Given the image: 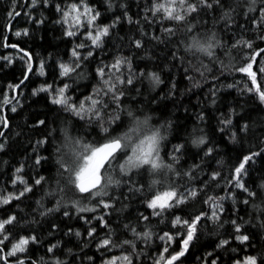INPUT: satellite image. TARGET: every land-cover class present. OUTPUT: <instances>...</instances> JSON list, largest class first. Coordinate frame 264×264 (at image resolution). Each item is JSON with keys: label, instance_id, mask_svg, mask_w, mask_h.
Wrapping results in <instances>:
<instances>
[{"label": "trees", "instance_id": "1", "mask_svg": "<svg viewBox=\"0 0 264 264\" xmlns=\"http://www.w3.org/2000/svg\"><path fill=\"white\" fill-rule=\"evenodd\" d=\"M73 4L88 6L93 16L99 13L87 28L95 36L108 27L101 47L66 22L64 13ZM160 4L183 18H169L157 10ZM70 30L75 34L67 35ZM194 38L205 48L211 45L212 55L193 48ZM24 52L33 67L14 92L30 67ZM62 64L75 70L62 76ZM249 64L254 77L240 71ZM262 69L264 0H184L183 5L180 0L171 5L169 0H37L35 5L0 0V193L20 190L22 185L14 183L18 177L31 189L0 203V222L15 218L0 232V264H168L187 236V226L173 225L177 216L201 219L184 255L171 264H235L244 257L264 264ZM66 84L71 104L88 109L97 100L96 108L106 105L102 120L92 112L81 119L53 103ZM130 109L137 116L150 114L152 124L166 132L161 155L175 173L153 186L146 169L133 172L107 196L91 199V211H78L61 182L57 149L63 129L99 146L126 128ZM199 137L206 142L194 148L191 140ZM253 153L258 154L237 178L235 169ZM170 190L177 193L172 207L148 206ZM191 190L195 197L175 204ZM82 200L89 203L87 194ZM21 238L31 239L26 250L3 259ZM104 240L109 244L101 246Z\"/></svg>", "mask_w": 264, "mask_h": 264}, {"label": "snow or ice", "instance_id": "2", "mask_svg": "<svg viewBox=\"0 0 264 264\" xmlns=\"http://www.w3.org/2000/svg\"><path fill=\"white\" fill-rule=\"evenodd\" d=\"M45 2H47V0H45ZM37 3V0H32V4L35 5ZM172 3H175V0H169V4L171 5ZM181 5H183L184 0H180ZM253 3H255V0H253ZM58 10H59V6ZM207 7L211 8L212 5L208 4ZM189 8L191 11L195 12L196 11V7L194 5H189ZM163 9V11L168 15L169 18L172 19H176V20H180L183 17L179 16V15H173V9L171 7H165L163 4H160L157 6V10ZM71 11L72 12H76L77 11V5L73 4L71 6ZM85 12L86 13H91L92 9L88 8L85 6ZM84 13H80L79 15H83ZM9 15L11 16L12 13H9ZM16 15H19V13H16ZM69 15L68 12L64 13L65 18H67ZM99 16V13L97 12L95 14V16L89 15L87 17V24L89 26H91L93 24V21ZM78 20V17H77ZM67 22V20H66ZM108 27H104L102 30H97V34L95 36H92L91 33H89V37L92 39V43L93 45H95L96 47H101L102 46V37L103 36H107L108 35ZM75 33L73 31H68L67 35L72 36ZM17 35H19V33H17ZM140 44L139 42H137V47H139ZM193 48H198L203 52H206L209 56L212 55L211 51H209V48L211 47V45H209L208 48L203 47L200 42L198 40H196L195 38L192 41V45ZM78 47H83V45H79ZM72 55L74 57L77 56V52L73 51ZM89 56L92 55L91 52L88 53ZM121 63V61H117L116 65H114L113 67H118V65ZM61 75L62 76H68L70 71H74V68H70L67 65L62 64L61 66ZM76 67H79V65L77 64ZM252 65L249 64L247 66V68H241L240 71L242 72H248L249 75L254 77V74L251 73L250 69H251ZM30 70V69H29ZM262 71H264V69H262ZM40 74L43 75V66H41L40 69ZM100 75L103 76V70H100ZM152 79L155 83H159V77L155 74H152ZM132 81L129 80L128 83H131ZM253 82L255 83V80L253 79ZM105 84L108 83V81H104ZM121 83H123V81H121ZM114 87V86H113ZM68 88V85L66 84L64 86V88L59 90V94L58 97L55 98L53 100V103L58 104V105H62L65 106L66 110L72 112L74 115L79 116L81 119H85V114L88 112H92L95 119L97 121L102 120V116H101V108L106 107V105H101V108H96V105L98 103L97 100H92V107L85 109V106L83 103H81L78 107L71 104L70 98L66 97L64 95V91L65 89ZM42 91H46L47 89H41ZM109 91H111V88L109 89ZM257 91L259 92V89H257ZM259 98L261 100V102H264V92H260L259 94ZM116 100H119V96L115 97ZM13 111H15V109L13 108ZM115 120H119V117H114L113 122H115ZM43 123V122H41ZM226 124H230L231 121L228 120L225 122ZM102 131L105 134L109 133V128L108 127H102ZM127 135V134H126ZM155 134L153 135V137H146L145 140L148 142V147L146 150L143 149V145L145 143V141H141L140 147L142 149V154L143 151H147V156L144 157L143 162L147 163L148 162V158L151 156L152 154V142L154 140ZM125 137L124 136H111L106 143L100 144L99 146H95V145H91L89 143H84L81 147H82V151L80 152H76V149L74 148L73 151L76 152L77 158L83 160V164L80 166V169L78 172H76V179H75V184L76 187L78 188L80 193H87L89 192L90 189L96 187V185H98L100 183V171L101 169H104L105 167L107 168H111L112 164L114 162L118 161V158L120 155H124V152L122 151V144H121V140H123ZM233 139H235V134H233ZM196 140H198V142L200 143H205L204 142V137H199ZM76 144L78 146H80V141L77 140ZM3 146L0 145V148H2ZM176 151H179V147L176 149ZM209 152L212 151L211 148L208 149ZM258 153H253L251 156H246L244 157L243 162L240 163V165L235 169V173H236V177L239 178L243 173L246 172L245 169V164L251 160L253 158V156L257 155ZM137 159H140V157H137ZM129 162H131V157H129ZM41 163V159H37L36 160V164H40ZM99 164V167H95V176H88V179L86 181V175H88L90 173V170L94 167V165ZM157 165L155 164V162H153V167H156ZM121 169H123V165L120 166ZM20 169H17V172H19ZM19 179V177H18ZM41 180H43V177H41L40 179L36 180L37 184H40ZM94 181V182H93ZM15 183V181H14ZM21 183H24V181L21 180ZM237 186L242 187V185L239 184V182L237 181ZM31 189L28 187H25L24 192L30 191ZM24 192L20 193V196L24 195ZM196 191L195 190H191L189 193H187V195L185 194H181L180 198L175 200V204L179 205L184 203V201L189 198V197H195L196 196ZM177 196L176 191L174 190H170V191H165L162 193V195H157L153 200H151V202L149 203V207L150 208H156L159 207L161 210L165 209L166 207H172L173 205L169 204L168 201L173 200V198H175ZM12 197H3L0 198V203L2 204H7L9 202V200ZM17 199L19 197H16ZM209 199L211 200L212 198L209 197ZM105 207H108L109 205L105 204ZM220 205H217V208H219ZM92 209H81L80 211H91ZM160 212H156L155 215H160ZM65 215H67V213H65ZM212 216L216 219L219 220V216L217 215L216 211H213ZM14 217L9 218L6 221H2L0 222V232H2V230L4 229V225L5 224H11L12 221L14 220ZM145 219H147L145 217ZM201 216H196L195 219H193L191 222H189L188 220H181V217L177 216L174 221H173V225H185L187 226V236L186 239H184L183 244H184V248L177 253L176 255H173L171 257V259L169 260L168 264H171L172 261L177 260L180 256H183L185 251L187 250V245L189 244V242L193 239L196 231H197V223L200 221ZM233 223L235 224V221H233ZM237 232H239V227L237 226ZM77 235H79V233H77ZM89 235H91V233H89ZM167 236V234H165ZM145 237H149L150 233L145 232L144 233ZM4 239H7V237L5 236ZM33 241L35 240V237L31 238ZM169 239H171V237H169ZM237 239L241 240L242 242L244 240H247L248 237L247 236H238ZM28 239L25 238H21L20 241L16 244L13 245L12 251L9 253V255H15L17 252H24L25 246L28 244ZM0 243H2V241H0ZM125 243H128L127 241H125ZM222 243L226 244L227 241H223ZM109 241L108 240H104L102 242L101 246H105L108 245ZM51 251V249H50ZM123 259L127 260V257H123ZM20 264H23V262L21 261ZM110 264H115V261L110 262ZM248 264H255V259L254 258H250Z\"/></svg>", "mask_w": 264, "mask_h": 264}, {"label": "clouds", "instance_id": "3", "mask_svg": "<svg viewBox=\"0 0 264 264\" xmlns=\"http://www.w3.org/2000/svg\"><path fill=\"white\" fill-rule=\"evenodd\" d=\"M127 116L128 123L126 128L117 135L125 137L121 140V144L124 146L122 147V151L124 152L123 159L115 164L113 163L111 168L105 167L101 169L99 174L100 183L87 193H80L75 184V174L83 164L82 158L78 159L76 152L82 151L81 146L87 143V141L74 135L70 128L65 127L63 129L62 139L57 149V160L59 167L62 169L61 182L65 189L73 194L69 202L76 206L78 211L81 209H90L89 204L91 199L107 196L112 188L121 185L123 182L122 177L128 176L133 172L146 169L151 177L150 183L153 186L163 184L170 173H175L174 165L167 163L161 155L163 143L168 138L166 132L160 126L152 124V116L150 114L145 113L142 116H137L130 109L127 112ZM154 134L152 154L148 158V162L144 163L143 159L147 156V151H143L142 154L140 147L141 141H145L143 149L146 150L148 142L145 138L153 137ZM77 140L80 141V146L76 144ZM204 142H206V138H204ZM191 144L194 148H199L203 145V143L198 142L196 139H192ZM74 148L76 152L73 151ZM129 157H131V162H129ZM137 157H140V159H137ZM153 162L157 165L156 167H153ZM121 165L124 166L123 169H121ZM95 167H99V164L94 165L90 173L86 175V181L89 175L92 177L95 176ZM86 194L89 201L88 204L83 203L82 200V197Z\"/></svg>", "mask_w": 264, "mask_h": 264}, {"label": "rangeland", "instance_id": "4", "mask_svg": "<svg viewBox=\"0 0 264 264\" xmlns=\"http://www.w3.org/2000/svg\"><path fill=\"white\" fill-rule=\"evenodd\" d=\"M85 6L86 5H84V4H78L77 5V11L76 12H72L71 11V7L69 8V10L67 11L68 13H69V15H68V17L67 18H65L66 20H68V22H69V24H71L72 26H73V28L72 29H75V31H78V30H83L84 31V33H86V34H89V33H91L90 31H89V28H87L88 27V24H87V17L89 16V15H92L93 16V13L91 12L90 14L89 13H86L85 12ZM86 7H88V6H86ZM89 8V7H88ZM80 13H84L83 15H79ZM77 17H78V20H77ZM58 97V96H57ZM14 181L15 182H17V183H20L22 186V188L20 189V190H15V191H12V192H9V193H6V192H1L0 193V198H3V197H9V196H16V195H19L21 192H23L24 191V189H25V187H24V185H23V183H21V179H18V178H15L14 179ZM162 195V194H161ZM154 199V198H153ZM152 199V200H153ZM170 201H168V203H169ZM159 208V207H158ZM25 239H28V241L30 242V238H25ZM1 241V240H0ZM20 241V240H19ZM18 241V242H19ZM18 242H16V243H18ZM28 242V243H29ZM16 243H14V244H16ZM1 244V243H0ZM14 244H12L9 248H8V250L4 253V256L5 257H10V256H14V255H9V253L12 251V248H13V245ZM17 253H19V252H17ZM16 255V254H15ZM0 257H1V254H0ZM250 258H254V257H244L242 260H240V261H238V262H236L235 264H248V262H249V260H250ZM112 261H115V264H116V260H112ZM112 261H110V262H112ZM110 262L109 263H107V264H110ZM15 264H20V262H17V263H15ZM24 264V263H23Z\"/></svg>", "mask_w": 264, "mask_h": 264}, {"label": "water", "instance_id": "5", "mask_svg": "<svg viewBox=\"0 0 264 264\" xmlns=\"http://www.w3.org/2000/svg\"><path fill=\"white\" fill-rule=\"evenodd\" d=\"M9 29V26H7V30ZM24 54L27 56V57H29L30 58V56H29V54L28 53H26V52H24ZM32 67H33V61L31 60V58H30V67H29V69L27 70V72H26V74H25V77L22 79V81L18 84V85H16V87H15V89H14V92H15V90L25 81V79L27 78V75L29 74V72L31 71V69H32ZM16 97V95L14 94V98ZM6 125V124H5ZM6 127V126H5ZM4 253H3V259H4Z\"/></svg>", "mask_w": 264, "mask_h": 264}, {"label": "bare ground", "instance_id": "6", "mask_svg": "<svg viewBox=\"0 0 264 264\" xmlns=\"http://www.w3.org/2000/svg\"><path fill=\"white\" fill-rule=\"evenodd\" d=\"M8 31H9V30H8ZM6 125H7V124H6ZM6 125H5V126H6Z\"/></svg>", "mask_w": 264, "mask_h": 264}]
</instances>
